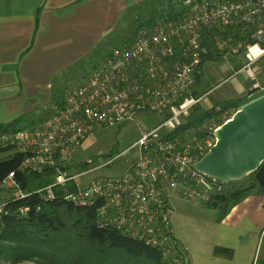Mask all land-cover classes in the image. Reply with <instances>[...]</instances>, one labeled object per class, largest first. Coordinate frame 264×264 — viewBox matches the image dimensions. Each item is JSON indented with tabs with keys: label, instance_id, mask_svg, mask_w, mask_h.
Wrapping results in <instances>:
<instances>
[{
	"label": "built area",
	"instance_id": "1",
	"mask_svg": "<svg viewBox=\"0 0 264 264\" xmlns=\"http://www.w3.org/2000/svg\"><path fill=\"white\" fill-rule=\"evenodd\" d=\"M173 2L183 8L180 21L142 29L131 45L113 49L33 129L0 132V154L21 156L17 172L22 178H52L46 186L25 190L16 172L8 173L0 181V220L11 215L10 205L16 202L59 197L74 207L94 209L98 227L142 241L165 258L185 252L173 231L169 199L174 195L186 203H207L226 184L194 170L200 156L195 138L176 134L203 98L192 93L210 52L203 45L204 33L216 34L212 40L217 51H242L239 72L256 83L254 65L264 57V0ZM257 88L253 84L255 92L248 99L264 93ZM142 118L147 128L120 154L132 159L125 170L83 181L115 159H74L87 148L91 133L137 124ZM212 141L199 150L207 151ZM59 187L65 194L56 191ZM30 209L18 206L14 214L25 217Z\"/></svg>",
	"mask_w": 264,
	"mask_h": 264
},
{
	"label": "crops",
	"instance_id": "2",
	"mask_svg": "<svg viewBox=\"0 0 264 264\" xmlns=\"http://www.w3.org/2000/svg\"><path fill=\"white\" fill-rule=\"evenodd\" d=\"M144 1L0 0V126L47 108L53 81L91 53L129 7ZM235 70L208 92L197 94L194 87L193 93L204 97L227 81L232 99L245 96L251 82ZM206 209L204 225L193 223L191 209H172L173 231L188 264H264V187L223 215Z\"/></svg>",
	"mask_w": 264,
	"mask_h": 264
},
{
	"label": "trees",
	"instance_id": "3",
	"mask_svg": "<svg viewBox=\"0 0 264 264\" xmlns=\"http://www.w3.org/2000/svg\"><path fill=\"white\" fill-rule=\"evenodd\" d=\"M182 13L180 3H174L173 0H145L129 7L118 24L91 53L65 69L53 81L47 108L17 117L12 122L0 126V132L33 129L37 124L44 122L52 114L51 107H60L66 91L80 86L90 72L109 57L113 49L131 45L142 29H149L160 23L174 25L180 21ZM214 35L216 34L213 31L204 33L206 38L203 39V45L208 50L213 46ZM234 36L238 38L239 34ZM210 57L209 52L204 58L205 61L210 60ZM235 69L238 71L240 67ZM254 92L255 90L248 91L247 95ZM192 95L197 98L194 93ZM240 99L223 102L210 109L195 106L184 125L176 130V134L194 136L193 144L197 147L195 152L200 155V159L206 151H200L199 148H204L206 141L213 139L212 132L204 126L207 123L215 128L220 126L241 106L253 100L245 99L244 96ZM20 160L21 156L15 155L0 161V181L8 173L15 171L21 188L25 190L34 187L31 181L38 180L39 188L51 183L50 178H22L21 173L17 172ZM238 182L240 181L235 184L227 183L225 191L213 195L203 206L222 211L220 214L223 215V212L241 202L253 190H262L264 161L254 172L247 175L246 182L237 184ZM18 206L30 207V212L25 217L17 216L14 210ZM64 206L66 212H76L79 217L73 218L67 214L60 217L58 209ZM36 208L39 209L35 210ZM10 210L11 215L0 220V261L9 264H172V258L163 257L158 249L127 237L111 227H98L94 209L74 207L59 197L51 202H42L36 197H31L11 204ZM181 254L177 253L176 258Z\"/></svg>",
	"mask_w": 264,
	"mask_h": 264
},
{
	"label": "rangeland",
	"instance_id": "4",
	"mask_svg": "<svg viewBox=\"0 0 264 264\" xmlns=\"http://www.w3.org/2000/svg\"><path fill=\"white\" fill-rule=\"evenodd\" d=\"M211 47H210V54H211L210 60L204 62V64L200 68L198 75L195 77V83L197 82V85L194 83V87H195V92L197 94L208 92L209 90H211V88L216 86L217 80L223 81L225 79L224 77L227 78L234 73L235 68L241 67L243 65V60L241 58L242 51H239L237 54H235L230 51H222V52L217 51L214 47V44ZM255 66H256L255 68H257V82L256 83L251 82L249 84L250 85L248 88L249 91L252 90L254 91L253 84L258 85L257 89L264 88V57ZM211 75H213V77H211ZM238 78L245 79V74L239 75ZM228 87H229V83L226 81L222 83V85H219L218 87L214 88L209 93V95L208 93H206L203 97L204 99L202 98L203 101L201 100L200 103L198 104V107H200L201 109H210L212 106L217 104L218 105L222 104L223 102H227L230 100L233 101L239 100L240 98L232 99L228 91L229 89ZM248 96L249 95L246 94V96H244L245 99H247ZM145 122L146 120L142 118V120H140L137 124H127L126 126H121L112 129L94 130L91 133V137L89 138L93 140V142L84 151L79 152L74 157V159L76 158V161H82L85 159H90L92 161H95L97 158H101L104 161H108L110 159L113 160L114 158L115 159L105 168L101 169L98 172L92 173L86 178H84L83 181L85 179H92L97 176H116L122 173L125 170L126 165L130 163L132 159L129 154H125L122 156L120 154L124 152L138 138L139 132L141 130L147 128L146 126L147 123ZM204 127H208L207 129L211 131L213 135V132L215 130V127L213 125L207 123ZM213 142H214V138L212 143ZM7 158H8L7 154H0V161L6 160ZM246 177L247 176L239 180L240 182H238L237 184L246 182ZM50 181H52V178H50ZM38 182H39L38 180L31 181V184L34 187H36ZM235 182L237 181L228 182V183L235 184ZM57 190L61 191L60 193L61 195L65 194L62 188L59 187L56 189V191ZM222 191L225 190L223 189ZM169 205L170 207L172 206V209L181 210V212L188 211L189 209H191L190 211H192V213H190V215L188 216L193 221L194 224H197L198 221V225L200 223H203L204 225V223L209 220V216H210L209 211L206 208L202 207L203 203H186L176 198L173 195L169 199ZM195 211H197V215L196 213H194ZM200 212L202 214V218L198 215V213ZM58 214L60 217L64 214H67L68 216L73 218L79 217L78 214H76V212H66L65 206L58 209ZM80 217L82 218L83 214H81ZM186 253L187 251L185 250L183 254L178 256V258L176 257L172 258L171 259L172 264H188ZM0 264H9V263L0 261ZM19 264H32V263L23 262Z\"/></svg>",
	"mask_w": 264,
	"mask_h": 264
},
{
	"label": "water",
	"instance_id": "5",
	"mask_svg": "<svg viewBox=\"0 0 264 264\" xmlns=\"http://www.w3.org/2000/svg\"><path fill=\"white\" fill-rule=\"evenodd\" d=\"M214 142L192 164L223 183L239 181L264 161V94L241 106L213 132Z\"/></svg>",
	"mask_w": 264,
	"mask_h": 264
}]
</instances>
